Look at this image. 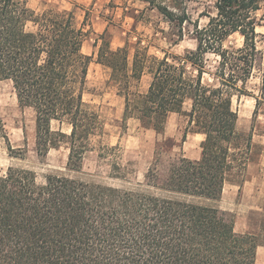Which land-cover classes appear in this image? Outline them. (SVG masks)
I'll list each match as a JSON object with an SVG mask.
<instances>
[{"label":"trees","instance_id":"obj_1","mask_svg":"<svg viewBox=\"0 0 264 264\" xmlns=\"http://www.w3.org/2000/svg\"><path fill=\"white\" fill-rule=\"evenodd\" d=\"M142 1L181 34L188 22L184 7L177 13L161 2ZM262 3L216 0L214 16L194 29V50L159 59L136 43L130 71L127 40L112 50L107 30L95 39V63L109 70L106 85L124 98V117L161 136L168 116L181 114L188 132L203 135L199 159L179 154L161 179L157 153L144 176L146 186L212 202L220 201L225 183L240 191L254 150H261L252 138L259 112L264 118V32H256L264 22L255 17ZM85 22L78 25L73 11L36 15L27 0H0V82H8L18 105L34 113L36 155L42 159L63 143L65 169L73 172L92 151V138L103 132L100 116L84 101L93 60L82 52L90 33ZM233 34L241 45L224 48ZM207 55L215 58L213 65ZM144 73L150 76L146 92L130 93L129 79ZM253 79L256 94L248 87ZM242 96L254 99L245 134L236 129L232 106L233 97ZM53 122L68 125L69 134L53 131ZM255 216L241 233L231 213L202 203L57 175L38 185L32 171L8 167L0 174V264H255L257 248L264 246V213Z\"/></svg>","mask_w":264,"mask_h":264},{"label":"rangeland","instance_id":"obj_2","mask_svg":"<svg viewBox=\"0 0 264 264\" xmlns=\"http://www.w3.org/2000/svg\"><path fill=\"white\" fill-rule=\"evenodd\" d=\"M168 6L171 10L181 13L184 7L188 22L181 27V34L174 24H170L156 9L142 0H27V5L36 15L48 9L57 11H73L78 25L86 19L90 25V33L83 44L82 52L92 55L96 49L93 43L104 30L108 33L110 48L127 45V68L131 70L135 44L146 52L148 57H170L182 55L185 51L194 50L193 32L195 27L203 28L207 24V15L214 16L216 0H182L175 4L173 0H155ZM182 5V6H180ZM257 21L264 22V3L255 12ZM257 33H263V27H256ZM180 36V37H179ZM241 37L233 34L223 43L224 48H237L241 45ZM208 65H213L214 57L207 55ZM88 66L86 91L84 101L87 107L95 111L103 125L102 134L92 138V151L88 152L82 161L78 172L65 169L68 149L61 143L56 149H51L40 159L35 151V116L31 109L18 105L11 85L0 82V174L8 167L32 171L36 184L42 185L48 175L66 176L86 183L109 186L117 189L131 190L145 195L163 198L184 199L190 202L202 203L231 213L234 217V227L237 232H246L250 219L256 213H264V118L259 112L252 142L258 149L254 150L253 159L246 171L247 190L242 194L241 188L232 183H225L219 202L204 201L180 197L168 192L146 186L145 174L159 154L157 166L161 178L166 173L169 163L182 154L193 160L194 152H200L203 136H195L186 130V118L181 114L172 113L168 116L163 135H157L153 130L143 125L129 115L124 117V98L117 95L115 86L106 85L109 70L95 63ZM207 81V77H204ZM150 76L141 75L139 80L129 79L128 91L143 94L146 92ZM257 79L249 83L253 94L257 92ZM232 106L236 108L238 119L236 129L247 133L250 129L254 99L251 96L233 97ZM190 102L185 101L183 110L188 111ZM69 134L70 128L56 122L51 129H58ZM185 135V143L182 137ZM21 153V156L18 155ZM255 264H264V246L257 248Z\"/></svg>","mask_w":264,"mask_h":264},{"label":"crops","instance_id":"obj_3","mask_svg":"<svg viewBox=\"0 0 264 264\" xmlns=\"http://www.w3.org/2000/svg\"><path fill=\"white\" fill-rule=\"evenodd\" d=\"M192 135H195V136H203V135H201V134H192ZM183 143H185V142H183ZM193 157H194V159L193 160H197V159H199V157H200V152H194L193 153ZM190 160V159H189ZM249 181H248V183L247 182H244V185L242 186V188H241V192L240 193H244L246 190H247V184L249 185ZM249 189V188H248Z\"/></svg>","mask_w":264,"mask_h":264}]
</instances>
